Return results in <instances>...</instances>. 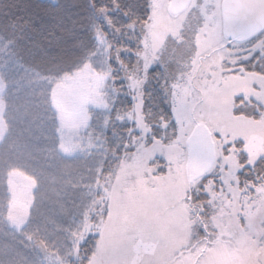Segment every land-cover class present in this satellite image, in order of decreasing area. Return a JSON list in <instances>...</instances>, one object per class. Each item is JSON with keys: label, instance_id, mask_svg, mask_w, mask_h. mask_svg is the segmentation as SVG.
I'll use <instances>...</instances> for the list:
<instances>
[{"label": "snow or ice", "instance_id": "6c2138e0", "mask_svg": "<svg viewBox=\"0 0 264 264\" xmlns=\"http://www.w3.org/2000/svg\"><path fill=\"white\" fill-rule=\"evenodd\" d=\"M49 5L0 0V264H264V0Z\"/></svg>", "mask_w": 264, "mask_h": 264}, {"label": "trees", "instance_id": "16d2710c", "mask_svg": "<svg viewBox=\"0 0 264 264\" xmlns=\"http://www.w3.org/2000/svg\"><path fill=\"white\" fill-rule=\"evenodd\" d=\"M6 2L18 4L22 9L43 18L47 24L54 23L52 16L55 15V11L49 5L51 2L43 0H6ZM59 2L65 3L66 0H59Z\"/></svg>", "mask_w": 264, "mask_h": 264}, {"label": "rangeland", "instance_id": "374dc122", "mask_svg": "<svg viewBox=\"0 0 264 264\" xmlns=\"http://www.w3.org/2000/svg\"><path fill=\"white\" fill-rule=\"evenodd\" d=\"M43 1L53 2V0H43ZM20 182H21V184L24 183L23 178H20Z\"/></svg>", "mask_w": 264, "mask_h": 264}]
</instances>
